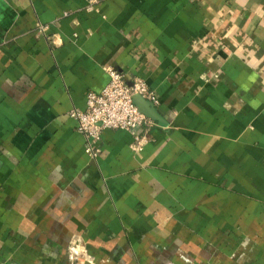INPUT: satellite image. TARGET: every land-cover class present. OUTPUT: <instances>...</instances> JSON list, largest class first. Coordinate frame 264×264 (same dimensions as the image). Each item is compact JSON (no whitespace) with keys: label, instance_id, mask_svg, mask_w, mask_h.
Masks as SVG:
<instances>
[{"label":"crops","instance_id":"1","mask_svg":"<svg viewBox=\"0 0 264 264\" xmlns=\"http://www.w3.org/2000/svg\"><path fill=\"white\" fill-rule=\"evenodd\" d=\"M89 4L0 0V264H264V0ZM109 69L162 123L91 159Z\"/></svg>","mask_w":264,"mask_h":264},{"label":"built area","instance_id":"2","mask_svg":"<svg viewBox=\"0 0 264 264\" xmlns=\"http://www.w3.org/2000/svg\"><path fill=\"white\" fill-rule=\"evenodd\" d=\"M92 9L95 0H89ZM111 81L101 93L91 92L87 99L86 111L74 109L70 117L77 122L78 132L86 140V153L91 159H97L99 149L96 144L106 130L129 132L134 138L132 149L139 151L148 142L154 121L142 114L134 103L136 95L159 105L156 94L139 79L129 80L119 70L109 69Z\"/></svg>","mask_w":264,"mask_h":264},{"label":"water","instance_id":"3","mask_svg":"<svg viewBox=\"0 0 264 264\" xmlns=\"http://www.w3.org/2000/svg\"><path fill=\"white\" fill-rule=\"evenodd\" d=\"M134 103L142 114H144L151 120L159 121L162 123V119L156 107L152 103H150L140 95H136L134 97Z\"/></svg>","mask_w":264,"mask_h":264}]
</instances>
